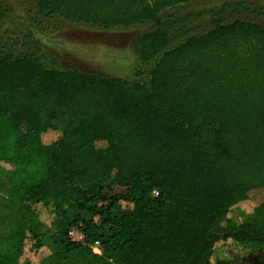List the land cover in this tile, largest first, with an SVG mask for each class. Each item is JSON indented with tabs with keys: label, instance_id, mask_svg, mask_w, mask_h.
<instances>
[{
	"label": "trees",
	"instance_id": "1",
	"mask_svg": "<svg viewBox=\"0 0 264 264\" xmlns=\"http://www.w3.org/2000/svg\"><path fill=\"white\" fill-rule=\"evenodd\" d=\"M196 1L37 0L105 31L152 24L133 84L0 43V191L20 219L0 226V264H264V26L215 20L172 46L164 14ZM245 203L252 221L227 219Z\"/></svg>",
	"mask_w": 264,
	"mask_h": 264
},
{
	"label": "rangeland",
	"instance_id": "2",
	"mask_svg": "<svg viewBox=\"0 0 264 264\" xmlns=\"http://www.w3.org/2000/svg\"><path fill=\"white\" fill-rule=\"evenodd\" d=\"M238 3H243L244 7L231 8L224 15L217 13L226 5ZM0 8L8 13L5 19H0L2 46H13L19 54L37 52L39 56H43V61L47 65L50 66L54 61L62 70L74 68L109 78H121L130 84L148 79L154 62L148 64L141 62L136 40L141 34L150 31L153 28L152 24L104 31L72 23L58 16L53 18L40 16L37 14V0H0ZM189 14H194L195 17L186 22ZM164 16L171 20V23H165L172 26L170 41L172 46H176L184 39L182 33L189 32L190 36L205 34L212 29V22L215 20L229 22L248 20L264 26V2L198 0L170 10ZM137 69L143 73L140 78L135 76ZM55 124L57 130L43 138L47 143L56 142L62 136L64 122L56 120ZM0 165L7 172L13 168L6 164ZM0 204L9 208L3 212L0 222L1 230L8 231L20 223L17 208L14 203L7 200L6 192L3 190L0 191ZM227 219L238 224L252 221V204L245 203L233 209ZM224 225L225 223L220 225L217 231L220 232ZM55 230L45 227L40 229V232L52 234Z\"/></svg>",
	"mask_w": 264,
	"mask_h": 264
},
{
	"label": "built area",
	"instance_id": "3",
	"mask_svg": "<svg viewBox=\"0 0 264 264\" xmlns=\"http://www.w3.org/2000/svg\"><path fill=\"white\" fill-rule=\"evenodd\" d=\"M69 236L73 241H81L83 239V235L80 233L79 230H71L69 232ZM93 253L97 255H102V250L100 248V245L98 242H96L92 247H91Z\"/></svg>",
	"mask_w": 264,
	"mask_h": 264
},
{
	"label": "crops",
	"instance_id": "4",
	"mask_svg": "<svg viewBox=\"0 0 264 264\" xmlns=\"http://www.w3.org/2000/svg\"><path fill=\"white\" fill-rule=\"evenodd\" d=\"M91 28V27H90ZM94 29H98V28H94ZM105 31V30H104ZM109 31V30H108ZM121 79V78H120Z\"/></svg>",
	"mask_w": 264,
	"mask_h": 264
}]
</instances>
